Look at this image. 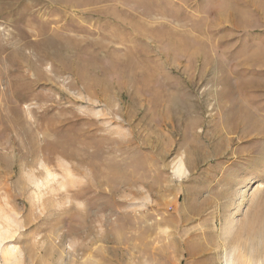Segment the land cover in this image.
<instances>
[{"label":"rangeland","instance_id":"374dc122","mask_svg":"<svg viewBox=\"0 0 264 264\" xmlns=\"http://www.w3.org/2000/svg\"><path fill=\"white\" fill-rule=\"evenodd\" d=\"M0 264H264V0H0Z\"/></svg>","mask_w":264,"mask_h":264},{"label":"bare ground","instance_id":"6f19581e","mask_svg":"<svg viewBox=\"0 0 264 264\" xmlns=\"http://www.w3.org/2000/svg\"><path fill=\"white\" fill-rule=\"evenodd\" d=\"M240 117V116H239ZM242 119V118H241ZM240 125V124H239ZM232 126V125H231ZM229 128V127H228ZM221 129V128H220ZM222 130V129H221ZM221 130H220V132H221ZM227 130H229V129H227ZM256 130H259V129H256ZM260 131V130H259ZM227 132V131H226ZM223 134V133H222ZM249 155V154H248Z\"/></svg>","mask_w":264,"mask_h":264}]
</instances>
